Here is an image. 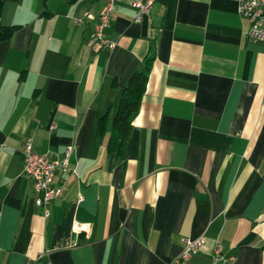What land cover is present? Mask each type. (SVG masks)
Segmentation results:
<instances>
[{
  "label": "crops",
  "instance_id": "obj_1",
  "mask_svg": "<svg viewBox=\"0 0 264 264\" xmlns=\"http://www.w3.org/2000/svg\"><path fill=\"white\" fill-rule=\"evenodd\" d=\"M4 0L0 42V264H264V42L238 0ZM152 59L123 155L121 88ZM106 114L104 121L102 116ZM62 158L45 217L22 148Z\"/></svg>",
  "mask_w": 264,
  "mask_h": 264
},
{
  "label": "built area",
  "instance_id": "obj_2",
  "mask_svg": "<svg viewBox=\"0 0 264 264\" xmlns=\"http://www.w3.org/2000/svg\"><path fill=\"white\" fill-rule=\"evenodd\" d=\"M118 1H127L136 9L135 19L139 20L143 14H148L155 0H104L97 20L94 24L92 42L100 48H112L115 42L108 38L104 30L110 26L111 14ZM237 12L249 21L248 37L264 42V0H238ZM74 145L66 148L64 156L60 159L52 158L46 153L36 152L30 139H27L22 148L23 172L31 180L35 191V204L42 208L43 215L50 214L49 204L59 196L61 187L54 183V176L58 170H70L68 160ZM201 247V238L186 239L180 254L167 264H188L189 259ZM220 248L216 247L213 253L212 264L220 257Z\"/></svg>",
  "mask_w": 264,
  "mask_h": 264
},
{
  "label": "trees",
  "instance_id": "obj_3",
  "mask_svg": "<svg viewBox=\"0 0 264 264\" xmlns=\"http://www.w3.org/2000/svg\"><path fill=\"white\" fill-rule=\"evenodd\" d=\"M68 3H74L77 0H66ZM4 0H0V18L3 9ZM18 25H5L0 19V42L12 37ZM152 59L147 58L143 67L136 70L128 78L125 85L121 88L118 99L117 109L112 118V140L119 142V154L123 155L125 141L131 131V120L138 111L141 97L145 90L148 74L151 69ZM106 114L101 118L104 121Z\"/></svg>",
  "mask_w": 264,
  "mask_h": 264
}]
</instances>
